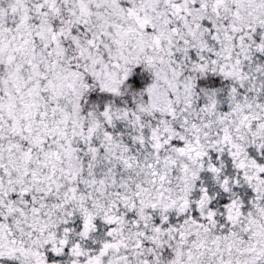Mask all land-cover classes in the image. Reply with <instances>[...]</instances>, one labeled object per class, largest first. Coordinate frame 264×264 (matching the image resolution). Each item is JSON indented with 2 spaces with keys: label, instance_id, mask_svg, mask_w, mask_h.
Listing matches in <instances>:
<instances>
[{
  "label": "snow or ice",
  "instance_id": "1",
  "mask_svg": "<svg viewBox=\"0 0 264 264\" xmlns=\"http://www.w3.org/2000/svg\"><path fill=\"white\" fill-rule=\"evenodd\" d=\"M0 264H264V0H0Z\"/></svg>",
  "mask_w": 264,
  "mask_h": 264
}]
</instances>
